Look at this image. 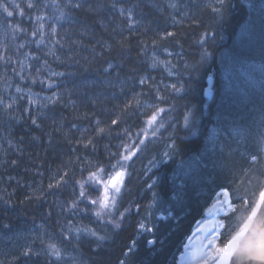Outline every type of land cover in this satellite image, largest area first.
<instances>
[{"label": "trees", "instance_id": "1", "mask_svg": "<svg viewBox=\"0 0 264 264\" xmlns=\"http://www.w3.org/2000/svg\"><path fill=\"white\" fill-rule=\"evenodd\" d=\"M169 1L84 0L81 3L80 0V9L73 11L67 8L73 18L71 23L58 30L59 36L56 39L65 37L61 40L64 47L54 49L60 57L59 60L48 55L50 49L44 46L39 50L35 49V44L28 47L47 60L52 70L66 74L62 77L59 87L60 93L65 94V102L48 104L46 109L38 110L32 115L24 112L26 103L22 99L11 113L0 108V264H54V261H50L44 254L43 249L48 243L60 242V231L65 226L61 206L73 199V185H61L49 191L47 186L50 178L58 171L67 170L74 179L81 180V172L74 170V163H69L70 160L75 162L77 156L81 158V167L86 169L95 170L97 162L107 167L110 162L109 152L118 153L121 141L127 143L123 132L126 129L137 132L144 126V116L141 113L146 109H121L136 93L142 92L143 96L147 97L148 89L139 86L137 81L152 74L150 58L153 52H163L165 48L184 54L193 68L190 66L191 70L187 74L190 78H184V96H178L172 91L169 93L174 94L175 98L170 97L172 94H166L167 103L162 105L170 109L164 117L166 128L160 131L157 138L146 142L143 151L128 162L129 175L122 190V204H139L140 212L137 214L133 211L128 215L118 230L106 224L91 223L98 205L89 209L87 217H77L80 225L91 227L107 237L99 246L94 238L82 237L78 246L80 264H119L121 260H124L125 264H177L194 223L205 214L214 195L221 188L230 189L235 204V210L225 217L226 227L222 233V244L237 234L245 224L264 190V169L260 166L264 164V159L256 164L250 161L249 154L259 151L258 147L251 143L244 146L246 158L243 159L236 157L233 160L232 157H226V148H221L217 166L205 174L207 180L201 176L195 187L188 184L181 191L173 208V216L161 221L158 219V213L150 210L151 217L159 220V224H154L157 225L154 235L159 241L155 248L146 243L152 238V234L138 230V222L149 211L147 205L151 199L147 184L152 176L145 175V161L170 139H174L176 144L172 159L175 165L180 158L203 152L207 142L213 118L211 115L205 116V105L208 104L211 112H215L216 96L213 100H207L205 88L208 85V76L213 75L214 69L218 68L200 66L201 58L196 56V48L210 53L207 61L214 63L219 45H225L231 40L230 34L240 30L248 17L243 0H228L223 19L210 14L209 1L176 0L181 2L184 15H181L179 20L176 18L173 24L163 25L164 19L156 15L155 9L158 6L166 7ZM113 4H116L117 8H113ZM119 7L132 11L135 20L132 29H129L126 14L122 16L117 10ZM21 21L24 26L27 24L24 19ZM165 32L175 35L161 39ZM205 32L209 35L201 46L200 40ZM18 43L24 41L13 40L6 37L4 32H0V45L9 47V53ZM53 44L54 40L51 42V45ZM137 60L144 61L145 66ZM109 63L115 67L106 73L104 69ZM6 67L0 63V77L4 76ZM206 70L210 72L205 77ZM196 77L199 79L196 80ZM17 78L9 69L7 84L0 79V95L7 98L11 89L9 87ZM5 87L8 91H5ZM121 87L123 92L120 91ZM35 89H39V86ZM66 90L70 91L71 99L76 101L75 107L67 103ZM132 103L134 105L135 100ZM54 108L63 110L65 115L56 126H49L44 122L48 114L44 111L48 109L51 112ZM187 111L194 113V125L189 127V130L192 129L191 133L183 125V116ZM15 117H18V120ZM32 117H37L39 128L31 123ZM7 119H11V123H6ZM113 119L118 121L116 125H111ZM96 120L101 121L100 127L105 128V133L98 134L95 131ZM117 132L121 133V136H117ZM81 136L91 137L94 147L90 145L84 148L76 144L75 141ZM70 140L72 143H69ZM151 145L159 147L155 150ZM13 160L16 161L15 164L11 163ZM172 162L164 164L159 170L160 189L165 198H169V188L173 183L175 166L173 173H168L173 166ZM244 162L249 167L259 166L255 169V176L254 173L251 174L250 169L244 172L241 167ZM111 163H115V158L111 159ZM86 175L87 171L83 173V176ZM186 190L191 191L187 193ZM196 193L202 197L197 199ZM102 194V187L99 191L93 188H88L87 191L90 199H97ZM80 207L85 205L81 204ZM41 235L44 236L43 245L40 241ZM133 240L136 241V248L126 256L125 253ZM28 246L34 251H40L41 255L24 256L23 250Z\"/></svg>", "mask_w": 264, "mask_h": 264}, {"label": "snow or ice", "instance_id": "2", "mask_svg": "<svg viewBox=\"0 0 264 264\" xmlns=\"http://www.w3.org/2000/svg\"><path fill=\"white\" fill-rule=\"evenodd\" d=\"M52 7H54L59 15L53 13L48 17H45L42 13L49 7L47 4L41 3L37 6L34 3V0H28L27 8L33 10L39 14H36L34 17L35 26L31 32L21 27L20 23L12 24L6 23L4 25V35L6 37H10L13 40L23 39L24 43H18L17 47L9 53L8 49L4 45H0V63H3L7 67L5 68V74L3 77H0L7 84V71L10 69L12 74L18 77L21 81L25 80V72L28 73V78L32 80V83H36L37 80L32 78V65L29 63H25V60L29 59H38V57H32L30 53H24V60L19 58L20 50L29 46V43L35 44L37 49L39 50L41 45L45 44V35H49L54 39V44L52 48H50L48 55L55 57L56 60H59L60 57L56 54L54 49L56 47L63 48L64 45L61 43V40L65 39V37H60L58 33V27H63V22L67 18V14L62 10L63 8H69L73 11L78 10L82 7V4L79 0H52ZM227 6V0H210L208 4L209 10L219 17L223 19L225 10ZM113 8H117L116 4L112 5ZM171 7H176L175 4L171 5ZM248 10V27L256 29L258 34L264 42V0H260L258 5H254L252 3H248L246 5ZM0 10L5 16V20H9L10 18H14L17 14L20 17L25 16L24 9L20 7L15 0H11V3H6L5 0H0ZM119 13L124 16L126 14V18L129 21V29H132L135 26V20L133 18V13L131 10L126 9L124 7H119L117 9ZM253 13L255 15H253ZM29 20H33V16H28ZM45 20L47 23V33H45ZM70 23L71 20L68 19ZM247 31V29H245ZM86 34V33H85ZM175 34L172 32H165L161 39H166L168 37H172ZM208 33L205 32L202 34L200 44L201 46L207 40ZM153 45H155V41H153ZM262 53H264V43H262ZM141 51H144V47H142ZM165 53L168 57L173 55H180V53H173L168 51L166 48L164 49ZM211 54L206 50L203 51L202 59H207ZM15 56V59H14ZM151 67L153 69L158 67H163L168 69V76L171 77L175 75V72L172 71V64L170 60L160 59L155 52H153L151 56ZM48 61L44 60V65H47ZM115 66L112 63L107 65V68L104 71L107 73L110 69H113ZM37 76L40 74V69L36 70ZM64 72L50 71L48 74L47 80H39L41 85H45L48 88H56L59 89L60 85L53 78L57 77H65ZM209 86L205 90L206 96H212L214 92L213 88V79L212 75L208 76ZM226 83L224 84V96L221 100V108L225 113H228L231 103L228 98L229 90L231 89L232 82L227 78V73L225 74ZM139 86L147 85L151 88L153 99L151 103L144 101L142 103L141 97H143L144 93H136L132 96V99L126 101L122 111H126L128 108L135 107L137 110L140 108L146 109L141 115L144 116L143 127L137 131L132 132L129 129H126L123 132V136L127 139V143L123 140L118 146L117 152H109V164L107 167L103 166L99 162L94 166L95 170L92 168L81 167V158L75 157V162L69 161L70 164L74 163V170H79L82 174L81 180H76L73 176L67 171H58L55 176L50 178V182L48 183V190L51 191L53 188H59L61 185L72 184L73 185V199L70 202H65L64 205L61 206V214L65 216V226L60 231V242L58 243H48L46 248L43 249L44 254L50 261H54V264H80L78 252H79V243L82 237H92L97 242L98 246L100 243L106 240V235H102L97 232L95 229L87 226H82L79 224L77 217L84 216L87 217L89 215V209L92 206L98 205V210L94 212L93 220L91 223L98 224H106L111 226L113 229H120L125 218L130 215L133 211L137 214L140 212L141 206L139 204L123 206L122 204V190L125 188V180L129 175L128 172V162L132 161L133 157H136L138 153H141L143 149L146 147V142H150L152 139L158 137V134L162 129L166 128L165 124V114L170 111V109L162 106L167 103V93L169 90L172 92H180L183 91L184 86L181 84L178 86L177 83H164L163 80L157 82L154 77L147 75L138 79L137 81ZM111 85V81H109ZM123 87H121L120 91L123 92ZM5 91H8L7 87H5ZM16 95L8 94L7 98L3 95H0V108H3L6 112L11 113L14 109V106H18V101L24 99L23 90L19 86H15ZM68 95L67 103L76 106V101L71 99L70 91L66 90ZM35 94L28 93L27 94V103L28 107H25L24 111L30 112L31 105L36 104L37 101L32 99V96ZM64 95L59 91H54L51 96H45L43 99L50 104L56 103H64ZM135 100V106L132 101ZM94 102V101H93ZM87 114H85L86 116ZM194 113L192 111H187L183 116V125L185 128H189L194 125V120L192 117ZM225 120L229 119V115L224 116ZM31 123L35 125L37 128L40 125L37 123V119L35 117L31 118ZM96 129L95 131L98 134L105 133V128L100 127L101 121L96 120ZM118 121L113 119L111 121V125H116ZM261 126L264 127V115H262ZM75 127V126H73ZM112 130L110 129L109 132ZM221 131L214 127L211 130L210 139L215 141L220 135ZM225 134L228 138L231 139L237 146L236 150H239V146L242 143H251L253 146L258 147L259 151L255 154H249L250 161L253 164H256L259 160L264 159V131H258L253 134L247 128L240 127H232L231 124L225 130ZM117 136H121V133H116ZM195 135V132H193ZM135 137V139H133ZM69 143H72L70 140ZM76 144L83 146L84 148L89 147L90 145L94 147L93 140L91 137L81 136L79 139L75 141ZM9 144L11 142L9 141ZM225 146L231 150V143L225 142ZM167 149L163 151L159 158L153 157L148 161V166L145 169V175L152 171V169H159L160 166L168 161L173 159V153L176 151V144L173 140L171 143L167 144ZM73 152H75V148H73ZM115 158V163H111V159ZM15 164L16 161L13 160L11 162ZM195 164L199 167H207V164H201V161L198 159ZM192 165L186 166L183 161H181L180 165L177 166V170L174 171L172 175V185L169 188V198H165L164 192L160 189L161 178L159 176H154L150 179V182L147 184V189L151 191V199L147 205L146 215L142 218L140 222H138V230L142 233L152 234V238L148 239L146 243L152 248H155V245L159 243L155 238V230L157 225H151L149 221V216L152 215V211L155 210L159 216L158 219L163 221L173 216V208L175 206L176 200L180 197L181 191L185 188L188 179L190 178L189 169H191ZM87 171V175L83 176V173ZM11 179V178H10ZM178 182V183H177ZM103 188L102 196L97 199H90L87 195L88 188H93V190L99 191L100 188ZM220 197H223L222 203H220V211L224 214H227L229 211H232L234 206L231 203L230 193L225 189L221 190L217 194V200H220ZM83 204L85 207H80ZM75 221V222H74ZM43 229V226H41ZM223 229L222 224H213L209 231L213 234L210 239H207V249L199 254H194L198 260V264H209V260L215 262V264H223L224 253L227 251V247L225 244L221 246L219 242V233L217 230ZM41 244H44V236H40ZM75 241V243H73ZM203 247V245H202ZM136 248V241L133 240L131 245L128 247L125 255L131 254ZM24 256L29 255H41L40 251H34L31 246L26 247L22 253ZM229 260L231 257L228 258ZM119 264H125L124 260H121Z\"/></svg>", "mask_w": 264, "mask_h": 264}, {"label": "rangeland", "instance_id": "3", "mask_svg": "<svg viewBox=\"0 0 264 264\" xmlns=\"http://www.w3.org/2000/svg\"><path fill=\"white\" fill-rule=\"evenodd\" d=\"M80 1V0H79ZM209 1L210 0H206ZM246 4L248 3H252L254 5H258L260 3V0H245ZM6 3H11V0H5ZM16 3H18L20 5L21 8L24 9L25 12V16L24 17H20L19 14H17L14 18H10L9 20H5V16L6 14H4L2 12V10H0V32H4V25L6 23H12V24H16V23H20L21 27L28 30L29 32H31L35 26V21H34V17L36 14H39L33 10H30L27 8V2L28 0H15ZM82 2H84V0H82ZM34 3L37 4V6H39L41 3L43 4H47L49 5V7H47V9L45 11H43V15L45 17H48L49 15H52L53 13H55L56 15H59V12L51 6L52 4V0H34ZM176 7L174 8V12L176 13V15L182 10V5L181 2H177ZM66 14H67V18L65 19V21L63 22V25L65 23L68 22V19L72 20L71 17V12L68 11L67 8H63L62 9ZM32 15L33 16V20H29L28 16ZM253 15H255L253 13ZM26 18V22L31 23V25H25L22 23V19ZM248 18L246 17L245 21L243 22V24L241 25V29L239 30V34L237 36V38L235 37L234 42L228 41L226 43V48L224 49V51L222 52L224 54L223 57L220 56V62L221 59H224L225 64L222 66V86L217 88V95H216V103H215V120L212 121L211 127H210V131L208 134V138H207V142L204 148L203 152H198L195 154L190 155L186 160H184V164L186 166L188 165H192L191 169H189L190 172V178H189V183H187L186 185L189 184L192 186H196V181L198 180V178H201V176L203 178H205V180H207L206 178V173L210 170L213 171L215 169V166L217 161H218V155H220V145L224 144L227 141L228 143H231L232 147L231 150L225 146L226 149H224L225 151V155L226 157H232V159L234 160L236 157L238 158H246L244 156L245 153V147L247 146L246 144L248 143H242L239 146V150L237 151L236 148V144L234 142L231 141L230 138H228L225 134V130L227 129V127L231 124L232 127H240V128H247L248 130H250L251 133L255 134L258 131H264V127L261 126V119H262V115H264V53H262V44L259 41V39L261 38H257V36H259L258 31L256 29L253 28H249L248 27ZM47 23L48 21L45 20V33H47ZM60 27H58L59 29ZM247 29V31L245 30ZM260 37V36H259ZM57 38V37H56ZM21 41H24L23 39H19ZM52 40H54L51 36L49 35H45V44L41 45V47H46L48 49L52 48L51 42ZM32 43H29V46ZM229 45V46H228ZM27 46L26 48L22 49L23 51H21V59L24 60V53H30L32 57H38V59H29V60H25V63H29L32 65V78H35L37 80V82L35 84H39L41 89H44L45 91L39 92V91H35L32 89V87L30 88H24L21 87L23 90V94H24V99L27 100V94L30 92L32 94H35L32 96V99L36 100L37 103L31 105L32 107H37L40 102H42L43 97L45 96H51L52 93L56 90V88H48L45 85H41L39 83V80H47L48 79V74L50 71H53L52 68H50L47 65H44V60L38 56L37 54L34 53L33 50H29ZM228 46V47H227ZM245 47L248 49H244L242 48L240 50L241 47ZM35 48L37 49L36 45ZM171 51V50H168ZM173 52V51H171ZM174 54L176 52H173ZM157 56L164 60H170L171 64L173 66L172 71L175 72V75L169 77L168 76V69H165L163 67H158L155 68L154 70L156 71V74L153 75L152 77L155 78V80L157 82L163 80L164 83H177L178 86L183 85L184 82V78L187 77V74L190 72V66L191 68H193L192 63L189 61V58L184 57V56H180V55H173L171 57H168L166 53H161V54H157ZM137 62L141 65L145 66V62L144 61H138ZM40 69V74L39 76H37L36 74V70ZM227 73V78L229 80H231L232 82V86L231 89L229 90L228 93V98L229 101L231 103V107L228 111V113H225L223 111V109L221 108V100L224 96V84L226 83L225 80V74ZM25 77L26 79L21 81L23 83H31L32 80L30 78H28V73L25 72ZM61 77H57V78H53L57 81V83L59 82ZM10 93H12L13 95H16L15 93V88H11L10 89ZM178 93H181L178 92ZM147 96L148 93L146 94ZM170 97H176L174 96V94H172ZM153 97H145L143 96L142 103L144 101H147L148 103L152 102ZM214 107V105H213ZM211 108V107H210ZM208 108V104L205 105V116H210L211 115V109ZM144 109V108H141ZM225 115H229V119L225 120L224 116ZM214 119V118H213ZM203 123V122H202ZM177 126H175L176 128ZM218 128L221 131V135L215 140H211V130L212 128ZM174 128V129H175ZM174 132V131H173ZM171 142H166L163 146H160V150L155 153L152 154L149 158L152 159L153 157L159 158L160 154L165 151L168 150L167 149V144H169ZM250 143V142H249ZM157 146V147H156ZM151 147H155V150L158 149L159 145H151ZM237 158V159H238ZM149 159V160H150ZM201 161V164H207V167H199L195 164V162L197 160ZM145 161L144 166L145 168L148 166V161ZM264 163V162H263ZM163 166V164L160 166L159 169H152V171L150 173H148L149 176H159L160 177V173L159 170L161 169V167ZM260 166H262V169H264V164H260ZM243 168V170H245L244 172L246 173V170L250 169L251 174L255 173L257 174V172L255 171V169H257V167H259L257 165V167H249L246 166V162H244V166H241ZM203 168L202 170L199 171V169ZM177 170V169H176ZM175 170V171H176ZM204 170L206 171L204 173ZM210 176V175H209ZM204 180V179H203ZM202 180V181H203ZM194 182V183H192ZM194 186V187H195ZM186 187V186H185ZM225 190V189H223ZM229 193L230 191L228 189H226ZM191 190H186L187 193H189ZM220 192V191H219ZM217 192L216 195L214 196V203L217 200V194L219 193ZM200 193V192H199ZM196 193L195 196L198 198H201V194ZM230 198H231V203L233 204V198L231 197V193H230ZM196 199V200H197ZM220 200H223V197H220ZM214 203L212 204V206L210 208L207 209V213L205 218L210 217L214 214ZM235 209V205L233 204ZM231 211L228 212V214ZM152 216V215H151ZM151 216H149V218H151ZM201 219H204L201 218ZM198 219L196 220V224L194 226V228L196 227L197 223H198ZM211 262V261H210Z\"/></svg>", "mask_w": 264, "mask_h": 264}, {"label": "bare ground", "instance_id": "4", "mask_svg": "<svg viewBox=\"0 0 264 264\" xmlns=\"http://www.w3.org/2000/svg\"><path fill=\"white\" fill-rule=\"evenodd\" d=\"M241 1V0H240ZM244 1V3L246 4V1L245 0H243ZM176 0H170L169 1V3L167 4L166 3V7H157L156 9H155V13H156V15L158 16V17H160V18H162V19H164V21L162 22V23H164L163 25H169V24H173V23H175L176 22V18L179 20V18H180V16L181 15H184L183 14V12L181 11L180 13H178L177 15H176V13L174 12V7H171V5H173V4H176ZM227 2H228V0H227ZM81 3H83V2H81ZM247 5V4H246ZM210 12V14H212V12L211 11H209ZM72 17V16H71ZM72 20H73V18H72ZM71 20V21H72ZM71 23V22H70ZM69 22H67V23H65L64 25H67V24H70ZM30 25H31V23H29ZM63 25V26H64ZM235 34V35H234ZM238 34H239V30L235 33H232V34H230V39H231V42H234V40H235V37L237 38V36H238ZM257 38H260L259 36H257ZM230 41V40H229ZM228 42V41H227ZM226 42V43H227ZM258 42H260L261 44L262 43H264V42H262V40L261 39H259V41ZM226 45V44H225ZM225 45H219V50L217 51V53H216V61H214V63H210V62H208L207 61V59L205 60V59H202V54H203V52H202V50L199 48V47H197L196 49H197V52H196V56L200 59L201 58V62L199 61V65L200 66H210V69L212 68H214V67H216V68H218V69H214V74H213V72H212V74L214 75V77H215V79H216V82H217V88H219V87H221L222 86V79H223V77H222V66L225 64V61H224V59H221V61L222 62H220V56L221 57H223L224 56V54L222 53L223 51H224V49L226 48V46ZM229 46V45H228ZM227 46V47H228ZM9 47H7V49H8ZM242 48H244V49H248V48H245V47H241L240 48V50L242 49ZM215 49H217V46H215ZM167 50H169V49H167ZM8 51H9V49H8ZM171 51H173V50H171ZM161 53H165V51H163V52H159V53H156V55L157 54H161ZM182 56H184V54H182ZM19 57H20V59H21V56H20V53H19ZM185 57V56H184ZM22 60V59H21ZM152 74H150V76H153V75H155L156 74V71L152 68ZM210 72V70H206V73H205V77L208 75V73ZM187 78H190V77H187ZM196 80L197 79H199V77H196L195 78ZM60 83H61V80H59V82H58V84L60 85ZM32 85L33 86H36V84L35 83H28V84H26V83H23V82H21L20 80H17V81H14V83L12 84V86L11 87H9V88H15V86H19V87H24V88H30V87H32ZM183 85H184V87L186 88V84H184L183 83ZM142 87H144V88H147L148 89V91H147V93H149V96H147V97H152V89L151 88H149L147 85H145V86H142ZM55 91H59V89H56ZM169 91H171V90H169ZM60 92V91H59ZM172 93H175L176 95H178V96H184V94H185V92L184 91H181V93H178V92H172ZM172 93H169V94H172ZM23 101H25V103H26V107H28V103H27V100H25V99H22ZM48 104H50V103H48L47 101H45L44 99L42 100V102H40V104L37 106V107H32L31 106V111L30 112H28V114L29 115H32V114H34V113H37L36 111H38V110H41V109H46V105H48ZM134 106H135V104H134ZM25 109V108H24ZM33 110H35V111H33ZM25 112V111H24ZM44 112H47L48 114L46 115V117H45V120H44V122L47 124V125H49V126H56L59 122H60V120L61 119H63L64 118V113H63V110H60V109H53L51 112L47 109L46 111H44ZM50 112V113H49ZM43 113V112H42ZM215 115H216V113L215 112H211V117L212 118H214L212 121H214L215 120ZM17 120H18V117H15ZM35 118H37V117H35ZM6 123H11V119H7L6 121H5ZM13 124V123H12ZM188 130H189V128H188ZM189 132L191 133L192 132V129H190L189 130ZM182 133V132H181ZM182 134H184L186 137L188 136L187 134H185V132L184 133H182ZM106 140H108V139H106ZM172 140H174V139H170V140H168V142H172ZM220 148H225V145L224 144H222V145H220ZM174 156V155H173ZM187 158H180V160H178L177 162H176V165L174 164V161L172 162V160L171 161H168V162H166L165 164H167V163H170V162H172L173 163V166H172V168H171V171H170V169H169V171H168V173H173V170H174V166H175V170L177 169V166L178 165H180V163H181V161H184V160H186ZM164 176V175H163ZM168 177V176H167ZM189 181V180H188ZM169 195H170V193H168ZM213 201V200H212ZM220 203H222V200H219V201H215V203H214V214L212 215V216H210V217H207V218H204V219H202V220H200L198 223H197V225H196V227H195V229L193 230V232H192V234L189 236V238H188V241H187V243L185 244V247H184V251H183V253L180 255V259H179V264H198V260H197V258H196V256H194V254H199V253H202V252H204L206 249H207V239H210L211 238V236H212V232L211 231H209V228L213 225V224H215V223H217V224H222L223 225V227H224V221L222 220V216L223 215H225L222 211H220ZM157 216H159V214L157 215ZM159 224V220L158 219H156V218H154V217H151V219H150V226L152 225V224ZM222 230L223 229H219V230H217L218 231V233H219V240H220V237H221V232H222ZM235 241H232L230 244H229V246L228 247H232V246H234L235 245V243H234ZM202 245H203V247H202ZM211 260H209V262H210ZM89 264H92L91 262L89 263Z\"/></svg>", "mask_w": 264, "mask_h": 264}, {"label": "water", "instance_id": "5", "mask_svg": "<svg viewBox=\"0 0 264 264\" xmlns=\"http://www.w3.org/2000/svg\"><path fill=\"white\" fill-rule=\"evenodd\" d=\"M212 84L214 87L215 80ZM223 264H264V195L237 246L225 254Z\"/></svg>", "mask_w": 264, "mask_h": 264}]
</instances>
